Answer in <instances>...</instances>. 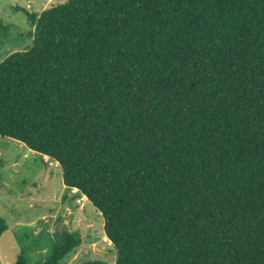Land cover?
Wrapping results in <instances>:
<instances>
[{
  "label": "trees",
  "instance_id": "obj_1",
  "mask_svg": "<svg viewBox=\"0 0 264 264\" xmlns=\"http://www.w3.org/2000/svg\"><path fill=\"white\" fill-rule=\"evenodd\" d=\"M23 11L33 43L0 63V137L61 167L115 264H264V0ZM79 245L64 233L43 264Z\"/></svg>",
  "mask_w": 264,
  "mask_h": 264
},
{
  "label": "rangeland",
  "instance_id": "obj_2",
  "mask_svg": "<svg viewBox=\"0 0 264 264\" xmlns=\"http://www.w3.org/2000/svg\"><path fill=\"white\" fill-rule=\"evenodd\" d=\"M68 1L0 0L5 26L0 32V63L13 52L32 47V28L23 10L40 14ZM73 193L64 186L58 164L16 140L0 137V217L8 226L0 236V264H16L21 256L28 264H43L64 233L76 234L80 245L62 264H115L101 214L82 198H73L79 202L71 205Z\"/></svg>",
  "mask_w": 264,
  "mask_h": 264
},
{
  "label": "crops",
  "instance_id": "obj_3",
  "mask_svg": "<svg viewBox=\"0 0 264 264\" xmlns=\"http://www.w3.org/2000/svg\"><path fill=\"white\" fill-rule=\"evenodd\" d=\"M49 2H51V0H49ZM56 164H57V163H56ZM62 181H63V180H62ZM63 184H64V183H63ZM64 186H65V185H64ZM65 187H66V186H65ZM73 192H74V190H73ZM73 198H74V196L71 195V198L69 199L71 205H72V203H74V202H79V200H80V199H79V200H74ZM75 199H76V198H75ZM82 200H87V198H86V197H83ZM43 218H44V217H43ZM45 220H46V218H45ZM66 222H67V221H66Z\"/></svg>",
  "mask_w": 264,
  "mask_h": 264
},
{
  "label": "built area",
  "instance_id": "obj_4",
  "mask_svg": "<svg viewBox=\"0 0 264 264\" xmlns=\"http://www.w3.org/2000/svg\"><path fill=\"white\" fill-rule=\"evenodd\" d=\"M77 192V189H74V193H76Z\"/></svg>",
  "mask_w": 264,
  "mask_h": 264
}]
</instances>
